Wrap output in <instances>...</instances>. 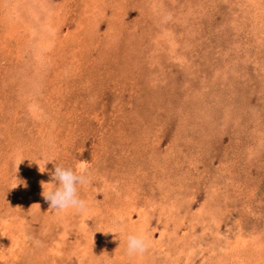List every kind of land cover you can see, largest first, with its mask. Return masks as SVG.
<instances>
[{"label":"rangeland","instance_id":"obj_1","mask_svg":"<svg viewBox=\"0 0 264 264\" xmlns=\"http://www.w3.org/2000/svg\"><path fill=\"white\" fill-rule=\"evenodd\" d=\"M17 1H0V264H264V0ZM55 164L84 167L83 213L42 196Z\"/></svg>","mask_w":264,"mask_h":264},{"label":"clouds","instance_id":"obj_2","mask_svg":"<svg viewBox=\"0 0 264 264\" xmlns=\"http://www.w3.org/2000/svg\"><path fill=\"white\" fill-rule=\"evenodd\" d=\"M48 162L50 160L44 161L42 169L39 166L41 173L46 171L45 165ZM51 175L52 182L44 183L46 187H43L42 192L44 199L49 202V208L60 212L74 210L83 213L87 208V201L81 197L80 189L90 183L84 167L81 165L77 169L55 164ZM108 233L113 232H104V234ZM124 236L129 255L143 254L149 247V239L143 232L125 233Z\"/></svg>","mask_w":264,"mask_h":264},{"label":"bare ground","instance_id":"obj_3","mask_svg":"<svg viewBox=\"0 0 264 264\" xmlns=\"http://www.w3.org/2000/svg\"><path fill=\"white\" fill-rule=\"evenodd\" d=\"M0 1H1V0H0ZM15 1H16V0H15ZM27 1H28V0H27ZM17 2H19V0H18ZM39 2H40V1H39ZM139 2H140V1H139ZM253 2H254V1H253ZM257 2H258V1H257ZM1 3H2V2H1ZM19 3H21V2H19ZM24 3H25V2H24ZM30 4H31V2H30ZM37 4H38V3H37ZM28 5H29V4H28ZM25 7H26V6H25ZM27 7H28L27 9H29V6H27ZM57 7H58V6H57ZM57 7H56V8H57ZM10 8H11V7H10ZM14 8L17 9L18 7H17L16 5H14ZM19 8H20V7H19ZM38 8H39V7H38ZM60 8H61V7H60ZM16 9H15V10H16ZM21 9H22V8H21ZM25 10H26V9H25ZM53 10H55V9L53 8ZM17 11H18V10H17ZM22 11H23V10H22ZM44 11H45V10H44ZM60 11H61V10H60ZM260 11H261V10H260ZM46 12H47V10H46ZM9 13H10V12H9ZM17 13H18V12H17ZM23 13H24V12H23ZM55 13H56V12H55ZM262 13H263V12H262ZM262 13H261V14H262ZM12 14H13V13H12ZM15 14H16V13H15ZM15 14L12 15V16H15ZM20 14H21V13H20ZM27 14H28V13H27ZM57 14H58V13H57ZM9 15H10V14H8V16H9ZM29 15H30V14H29ZM29 15H28V16H29ZM32 15H33V14H32ZM42 15H43V14H42ZM50 15H51V14H50ZM53 15H54V14H53ZM55 15H56V14H55ZM1 16H3V15H1ZM4 16H5V14H4ZM19 16H20V15H19ZM19 16H18V17H19ZM28 16H27V17H28ZM33 16H34V15H33ZM58 16H59V15H57V19H58ZM10 17H11V16H10ZM252 17H253V16H252ZM43 18H44V17H43ZM50 18H51V17H50ZM52 18H53V17H52ZM52 18H51V19H52ZM3 19H4V17H3ZM22 19H23V18H22ZM27 19H28V18H27ZM257 19H258V18H257ZM257 19H255V20H257ZM42 20H43V19H42ZM42 20H41V22H43ZM52 20H53V19H52ZM52 20H51V21H52ZM59 20H60V19H59ZM262 20H263V19H262ZM25 21H26V20H24L23 22H25ZM37 21L39 22V20H37ZM48 21H49V20H48ZM21 22H22V21H21ZM23 22H22V24H23ZM45 22H46V21H45ZM52 22H54V21H52ZM125 22H127V21H125ZM257 22H258V21H257ZM260 22H261V21H260ZM26 23H27V22H25V24H26ZM50 23H51V22H50ZM55 23H56V22H55ZM253 23H254V22H253ZM29 24H30V23H29ZM45 24H46V23H44V26H45ZM47 24H48V23H47ZM51 24H53V23H51ZM125 24H126V23H125ZM26 25H27V24H26ZM26 25H25V26H26ZM33 25H34V24H33ZM42 25H43V24H42ZM49 26H50V25H49ZM49 26H48V27H49ZM37 27H38V26H37ZM50 27L53 28L52 26H50ZM26 28H27V27H26ZM39 28H41V27H39ZM39 28H38V29H39ZM54 28H57V27H54ZM36 30H37V29H36ZM39 30H40V29H39ZM51 30H52V29H51ZM51 30H50V31H51ZM27 31H28V30H27ZM33 32H34V31H33ZM47 32H48V31H47ZM130 32H131V31H130ZM136 32H137V31H136ZM8 33H9V31H8ZM35 33H36V32H35ZM39 33H40V32H39ZM44 33L46 34L45 31H44ZM48 33H49V32H48ZM48 33H47V34H48ZM11 34H12V33H11ZM13 34H14V32H13ZM33 34H34V33H33ZM42 34H43V32H42ZM14 35H15V34H14ZM40 35H41V33H40ZM40 35L37 34V37L40 36ZM48 35H49V34H48ZM51 35H52V34H51ZM5 36H6V35H5ZM5 36H4V37H5ZM10 36H11V35H10ZM10 36H9V37H10ZM42 37H43V36H42ZM159 37H160V36H159ZM166 37H167V36H166ZM174 37H175V36H174ZM38 38H39V37H38ZM38 38H37V41H38ZM4 39H5V38H4ZM39 39H41V38H39ZM175 40H176V39H175ZM39 41H40V40H39ZM56 41H57V40H56ZM2 42H3V41H2ZM11 42H12V41H11ZM23 42H24V41H23ZM34 42H35V41H34ZM40 42H41V41H40ZM20 43H21V42H20ZM45 43H46V41H45ZM46 44H47V43H46ZM4 45H5V44H4ZM236 46H237V45H236ZM50 48H51V47H50ZM36 49H37V48H36ZM36 49H34V51H36ZM62 49H63V48H62ZM38 50H39V49H38ZM32 51H33V50H32ZM40 51H41V50H40ZM45 51H46V48H45ZM201 52H202V51H201ZM45 53H46V52H45ZM40 55H41V54H40ZM35 56H36V55H35ZM68 56H69V55H68ZM43 57H44V56H43ZM38 58H40L39 61L42 60V57L39 56ZM46 58H47V57H46ZM36 59H37V58H36ZM43 59H44V58H43ZM44 62H45V61H44ZM247 80H248V78H247ZM10 82H11V81H10ZM28 84H29V83H28ZM19 88H20V87H19ZM39 88H40V87H39ZM29 90H30V89H29ZM26 91H27V90H26ZM24 94H25V93H24ZM221 94H222V93H221ZM30 99H31V98H30ZM1 108H2V107H1ZM37 109H38V108H37ZM34 112H35V111H34ZM44 138H45V137H44ZM16 145H17V144H16ZM51 145H52V144H51ZM44 146H45V145H44ZM49 146H50V145H49ZM30 147H31V146H30ZM42 155H43V154H42ZM44 161H45V160H44ZM84 165H85V164H84ZM82 191H83V190H82ZM106 208H107V207H106ZM100 211H101V210H100ZM101 213H102V212H101ZM97 214H98V213H97ZM86 218H87V217H86ZM108 219H109V218H108ZM145 222H147V221H145ZM145 222H144V223H145ZM99 224H100V223H99ZM140 224H142V223H140ZM146 224H147V223H146ZM143 225H144V224H143ZM107 230H108V229H107ZM142 230H143V229H142ZM108 231H109V230H108ZM115 231H116V230H115ZM7 232H8V231H7ZM141 232H142V231H141ZM16 235H17V234H16ZM61 237H62V236H61ZM1 241H2V240H1Z\"/></svg>","mask_w":264,"mask_h":264}]
</instances>
